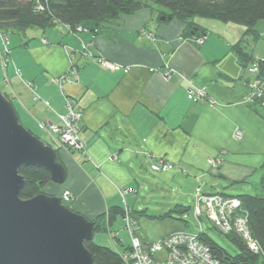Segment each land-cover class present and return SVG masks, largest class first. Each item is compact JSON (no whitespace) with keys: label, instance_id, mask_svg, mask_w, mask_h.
<instances>
[{"label":"crops","instance_id":"obj_1","mask_svg":"<svg viewBox=\"0 0 264 264\" xmlns=\"http://www.w3.org/2000/svg\"><path fill=\"white\" fill-rule=\"evenodd\" d=\"M162 11L151 5L111 21H85L83 31L63 24L33 28V34L8 37L4 70L0 56V81L19 114L53 147L48 124L67 112V99L75 98L83 110L86 152L59 148L66 180L52 181L43 191L60 197L70 192L71 208L90 220L114 206L133 210L134 234L145 243L185 227L181 218L149 215L177 205L192 210L198 187L236 197L261 193L264 186V117L255 109L259 104L243 100L257 76L249 67L264 60V53L254 51L264 37V19L254 36L243 24L206 17H195L190 30L180 19L163 20ZM241 40L253 57L248 63L233 48ZM84 46L116 67L102 68ZM73 68L77 79L62 86L55 81ZM261 80L264 87V70ZM191 85L206 87L216 104L190 100ZM257 103L264 104V97ZM161 157L174 167L154 171L152 160ZM141 193L160 194L162 211L151 214L147 206L137 207ZM113 237L123 242L117 231Z\"/></svg>","mask_w":264,"mask_h":264},{"label":"trees","instance_id":"obj_2","mask_svg":"<svg viewBox=\"0 0 264 264\" xmlns=\"http://www.w3.org/2000/svg\"><path fill=\"white\" fill-rule=\"evenodd\" d=\"M153 4L162 8L163 15L168 19L172 17L185 22L190 30L194 29L195 17H206L243 24L247 26L248 32L256 36L258 35L256 25L264 19V0H0V31L9 37L26 35L29 29L45 30L58 24L74 28L85 21L97 23L111 21L122 14L129 15ZM243 41L241 40L233 48L239 54L242 63H248L253 57L244 50ZM256 63L260 68L258 77L262 78L264 60ZM5 95L10 99L7 93ZM251 104H259L255 109L264 117V104L257 102ZM19 118L21 121L20 114ZM44 142L53 146L48 141L44 140ZM19 173L25 179V186L20 194L23 199L42 193L46 185L52 182L50 172L43 167L23 165L19 168ZM236 197L241 199V209L248 216L249 229L260 242L262 253L253 252L236 231L225 233L235 244V253L228 252L207 231L201 234V238L206 241L213 254L227 264H264V186L261 193H242ZM66 205L71 208L69 203ZM189 211L190 207L177 205L168 212L149 216L159 219H184L182 215ZM137 212L146 213L145 210H137ZM133 213L134 211L130 210V214ZM176 214L182 215L177 217ZM125 215L126 209L114 206L108 213L91 219L95 224V232L109 231L116 219ZM86 247L93 254L95 264H124L122 252L110 246L90 240L86 242Z\"/></svg>","mask_w":264,"mask_h":264},{"label":"water","instance_id":"obj_3","mask_svg":"<svg viewBox=\"0 0 264 264\" xmlns=\"http://www.w3.org/2000/svg\"><path fill=\"white\" fill-rule=\"evenodd\" d=\"M23 165L47 169L57 184L67 177L57 149L20 122L0 91V264H95L86 247L94 238V222L57 195L42 192L23 199Z\"/></svg>","mask_w":264,"mask_h":264},{"label":"built area","instance_id":"obj_4","mask_svg":"<svg viewBox=\"0 0 264 264\" xmlns=\"http://www.w3.org/2000/svg\"><path fill=\"white\" fill-rule=\"evenodd\" d=\"M67 27L70 31L74 29L77 31L86 30L81 25L74 28ZM0 37L3 41V51L5 53L8 51L6 46L7 37L1 31ZM198 40L203 42L204 37H199ZM86 49L87 47H85ZM85 50L84 53L94 58L102 68L113 70L116 67V64L110 60L94 56L88 50ZM1 59L5 58L1 57ZM259 71L260 68L257 63L249 67V72L257 76L248 83V91L243 96L246 103L260 102L264 97L263 81L258 77ZM77 78V70L73 68L70 72L55 78V81L62 86L64 83ZM34 93L35 99H39L40 96L37 94L36 89H34ZM188 95L189 99L193 101L203 100L210 105L216 104V100L207 92L206 87L191 85L188 89ZM66 107L67 112L59 114L58 122L48 124L53 142L57 148H68L85 153L86 142L81 136L83 110L75 98H68ZM236 134L239 135L240 133L237 132ZM210 162L214 163V160H210ZM173 167V162L163 157L153 159L151 163V168L156 172H166ZM61 199L64 204L70 203L72 195L67 191ZM241 204V199L238 197L219 193L207 194L202 191L201 187H198L195 191L194 213L192 216L189 213L184 214V225L187 227L189 217L200 220L205 214L219 230L226 234L236 231L253 252L262 253L260 242L252 235L248 226V216L242 211ZM124 219L125 227L132 235L131 245L122 252L124 264H227L215 256L206 241L201 238V234L206 231L203 229L201 222L199 232H191L183 228L171 232L155 242L145 243L134 234L137 223L133 215L130 214L129 208L126 209Z\"/></svg>","mask_w":264,"mask_h":264},{"label":"rangeland","instance_id":"obj_5","mask_svg":"<svg viewBox=\"0 0 264 264\" xmlns=\"http://www.w3.org/2000/svg\"><path fill=\"white\" fill-rule=\"evenodd\" d=\"M154 5V4H153ZM264 24V23H263ZM82 26V25H81ZM264 26V25H263ZM83 27V26H82ZM40 28H36V30H38ZM75 30V29H74ZM29 34H33L35 31L32 30V29H29ZM2 34H4L2 31H1ZM264 33V30L263 32ZM4 36H6L4 34ZM264 36V34H263ZM7 39H8V36H6ZM251 39H253V37L251 36ZM1 37H0V42L1 41ZM257 47V48H256ZM255 52L258 53V54H262L264 53V37L260 38L257 43H255ZM0 56L1 57H4L5 56V53L3 51V46H2V49H0ZM2 60V59H1ZM6 62H5V59L2 60V69L4 70V66H5ZM0 91L5 95V93H7L10 97V100L6 95V97L13 103L17 113H18V107H17V103L15 102L14 98L11 96V93L6 89L5 85L3 84V81H0ZM19 116V114H18ZM21 117V121H22V124L28 128V129H32V127H30L24 116L23 115H20ZM20 119V118H19ZM20 121V122H21ZM30 127V128H29ZM33 132H35L36 134L38 135H41L43 137V139H45V135L44 134H41V132H37L36 130H32ZM45 189V188H44ZM235 191V190H233ZM43 193H47V194H50L48 192H45L43 191ZM53 195V194H52ZM161 195L160 194H157V193H154V194H150V195H147V194H144L141 193V196L138 197V200L136 202V206L139 207H143V206H147L148 209H149V213H159L160 211H162L163 209V206H162V197H160ZM194 207H195V203H194V206L192 208V210H190L189 214L192 216L193 213H194ZM160 209V210H158ZM178 219V218H177ZM179 220V219H178ZM188 224H187V227H184L186 228L188 231H191V232H199L200 231V222L202 223V226H203V229H205L207 231V233L216 241L218 242L222 247H224L228 252L230 253H235L236 252V246L235 244L228 238V236L222 232L221 230H219L217 227H215L213 225V222H211V220H209V218L203 214V216L201 217L200 220L196 219L195 217H189L188 219ZM181 221L183 224H184V221L183 220H179ZM125 226V222H123V219L122 217L120 216L115 225L113 226V228L109 231H96L94 233V238L93 240L99 244H103V245H107V246H110L112 247L113 249H116L118 251H122L124 249V246L125 245H128V243L131 241V235L129 233V231L124 227ZM124 227V228H123ZM118 232V235L120 238H122L123 242L120 244L119 241L117 240V238L113 237L114 233L115 232ZM126 247V246H125Z\"/></svg>","mask_w":264,"mask_h":264}]
</instances>
